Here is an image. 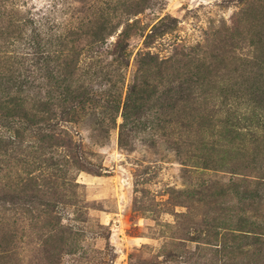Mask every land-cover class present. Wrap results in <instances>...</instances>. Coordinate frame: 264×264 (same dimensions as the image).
I'll return each mask as SVG.
<instances>
[{"label":"rangeland","instance_id":"1","mask_svg":"<svg viewBox=\"0 0 264 264\" xmlns=\"http://www.w3.org/2000/svg\"><path fill=\"white\" fill-rule=\"evenodd\" d=\"M62 57L61 109L0 106V264H264V0H0L1 100Z\"/></svg>","mask_w":264,"mask_h":264},{"label":"trees","instance_id":"2","mask_svg":"<svg viewBox=\"0 0 264 264\" xmlns=\"http://www.w3.org/2000/svg\"><path fill=\"white\" fill-rule=\"evenodd\" d=\"M138 56L137 70L133 81L128 88L123 104L124 112L122 117L124 123L121 128V137H123L130 119L134 118L131 110L135 108L136 104L139 102L152 101L158 93L157 87H151L147 84L146 76L147 70L156 68L157 63H155V60L149 54H141L139 52ZM57 61L58 62H56V59L47 58L46 74L42 77V79H44V83L42 82L38 86L33 85L37 82L34 78L35 75L37 76L42 71L41 69H38L37 73L34 72L27 77L29 82H33L32 86H25V82L22 81L20 85L16 87L15 91L13 90L10 92L4 100H1L0 98V106L3 104L5 105L1 110L6 111L1 113H5L6 117L24 119L29 122L27 119L28 114H24V116L21 114L25 112V110L30 112L31 116L38 117L39 115H53L55 111L61 109V107L68 102V99L73 92L69 89L63 91L61 90L59 82L60 76L62 75L63 77L61 80H70L71 83L78 81V78L76 80V77L82 69L83 61L77 57H62L57 58ZM114 62L121 64L120 60H115ZM57 63H59V65H57L58 70L56 67L52 66V64ZM92 65L94 66V64ZM97 67L100 66L96 64L95 68ZM103 69L105 70L107 68L104 67ZM14 93H16L15 96ZM28 102H32L34 105L31 106V108L25 107L24 105ZM11 138L13 139L14 135L11 134L8 140H11Z\"/></svg>","mask_w":264,"mask_h":264}]
</instances>
